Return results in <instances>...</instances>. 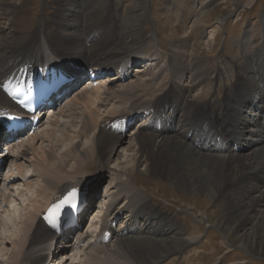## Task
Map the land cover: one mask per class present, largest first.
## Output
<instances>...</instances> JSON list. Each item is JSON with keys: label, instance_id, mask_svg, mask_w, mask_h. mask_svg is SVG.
<instances>
[{"label": "bare ground", "instance_id": "6f19581e", "mask_svg": "<svg viewBox=\"0 0 264 264\" xmlns=\"http://www.w3.org/2000/svg\"><path fill=\"white\" fill-rule=\"evenodd\" d=\"M29 2L0 0V80L23 64L50 65L59 61L68 71L85 66L115 73L106 79L105 86L82 87L74 92L68 103L74 101L72 103L76 107L69 110L83 109L80 129L74 136L71 134L73 131L68 130L72 144L69 150L59 153L61 156L56 162L49 160L58 155L54 149L56 147H53L58 141L47 149L40 147L41 152H38L32 140L36 144L40 139L43 142L44 139L54 138L59 121L52 118L68 116L63 110L68 103L60 106L57 112L54 111L48 121L49 127L47 125L40 134L37 131L33 133L27 142L13 146L5 156V160L9 158V163L14 162L16 165V171H10L6 181L15 175L20 178L5 182L6 187H0V191L8 192L12 184L21 179L37 177L43 183L31 199L32 210L25 214L20 233L15 235V239L8 237L13 249H10V255L5 259H0V263L44 262L45 242L51 237L40 221V213L56 193H62L75 185L85 186L93 176L104 170L113 169L116 172L118 169L110 168L109 162L102 161L101 154L107 148L108 161L118 150L134 151L133 162L136 166L146 165L148 170L158 165L180 179L192 193H208L216 197L237 185L232 194L229 193L233 200H228L231 209L229 214L233 215V220L225 221L221 230L225 234L230 230L241 232V245L244 248H253L264 254V128L261 123L264 118V93L261 86L264 84L260 79L255 81L254 71L248 69L244 80L249 81L251 89L244 91L243 94L247 95L238 101H229L225 111L219 110L218 123L214 119L216 114L210 108L201 109L197 104L200 98L205 99L207 91L219 88L215 86L217 78L203 73L197 50H187L190 49L186 38L189 31L193 46L201 49L202 26L206 21L204 16L208 14L209 0H185L181 19L176 17V11L160 20L169 31L167 35L172 41L170 52L161 50L156 39L151 37L158 39V26L154 24L150 36L142 30L146 20L156 22L151 13L148 17L151 3L147 0H59L58 10L50 22L40 12L32 16L27 9ZM121 2L124 3L123 8ZM177 3H181V0ZM112 7L114 16L110 15ZM225 18L219 15L216 22L220 23ZM50 26H54V30L48 34L46 31ZM263 49L264 45L260 55H264ZM134 63H139L136 66L138 68H132ZM118 70L123 72L122 77ZM7 103L8 100L0 92V104ZM140 110V114L145 110L149 112L146 117L160 120L164 129L156 130L154 126H145L143 123L137 129L130 128V133L126 135L106 129L111 121ZM91 129H95L91 146L87 149L82 148L81 144L79 148V141ZM17 146H21L20 150L11 156ZM33 150L37 153H33ZM69 160H73L72 166ZM27 162L31 165V172L23 173V166ZM31 181H25V186L31 185ZM86 188L89 190L90 187ZM123 193L128 199L114 209ZM0 196L3 197L0 199L2 203L6 200L5 193H0ZM150 208L147 195L138 190L130 189L127 192L124 187L117 186V192L111 193L109 204L105 206L103 227L104 230L109 229L108 225L121 213L125 217L120 223L125 222L126 225L121 227L119 224L117 229L112 230V240L103 244L107 247L105 249L110 250L115 246L117 252L128 257L127 260L132 264H159L157 261L165 255L194 241L192 236L184 235H172L170 241L165 237L159 239L170 230L161 228L160 219L156 220L159 218L158 212ZM195 220L212 225L208 215L203 212H197ZM104 230L96 232L98 242ZM225 234L224 238L227 237ZM84 235L74 233L73 241L56 246L55 251L58 247V250L65 248L70 251L88 234L84 232ZM5 239V236L0 237L1 243L2 240L7 243L8 239ZM59 242L60 238H53L51 244L48 242V251L53 243L56 245ZM76 263L94 264L86 260Z\"/></svg>", "mask_w": 264, "mask_h": 264}, {"label": "rangeland", "instance_id": "374dc122", "mask_svg": "<svg viewBox=\"0 0 264 264\" xmlns=\"http://www.w3.org/2000/svg\"><path fill=\"white\" fill-rule=\"evenodd\" d=\"M147 1L151 3L148 17L152 14L156 22L146 20V22L142 25V30L145 34L147 33L150 36L154 24L158 26V32L156 31L158 39L155 36L151 37L156 39V42L159 43L161 50L170 52V49L172 48V41L167 35L169 34V31L164 27L165 25H163L160 20H162V18L166 15L168 16L169 14H174L176 11V17L179 16L178 18L181 19L185 0H181V3H177L179 0ZM58 2L59 0H30L29 4H27V9L30 10V14L32 16L39 15V12L42 13V17L50 22L51 18H53L58 10ZM42 4L44 5V8L42 7ZM207 5L209 8L207 16H204L206 21L203 22L202 26L204 38L202 37L203 43L201 45V49L193 46L194 42L191 38L192 34H190V31L187 33L186 38L189 40L188 47L190 48H187V50L192 51L194 49L198 52V63L201 67H203V73L206 75L210 74V77L212 76L214 79L217 78L215 86H219V88H213L212 91H207L205 99L201 100L200 98L197 102L201 109L204 108L207 110L210 108L215 113L219 110L225 111L229 101L233 103L238 101L241 97L246 96L247 94H243V92H247V90L251 89V85L249 81L244 80V76H246V74L248 75L249 70L251 72L252 70L254 71V69L258 71L264 67V55L259 54L261 53L264 45V0H209ZM120 6L123 8L124 3L121 2ZM111 12L112 14H115L113 7L110 11V15L114 16ZM219 15L226 16V18L222 22L217 23L216 18ZM53 30L54 26H50L46 32L50 34ZM218 73L220 76L217 75ZM262 81L264 84V80ZM261 87H263L262 93H264V86ZM215 89L219 91L217 92ZM250 93H254V91H250ZM256 93L259 94V92ZM72 102L70 103L73 105L71 108L76 107ZM78 107L81 106L78 105ZM79 109L80 108L76 111L75 109L71 111L69 109L66 110V113L69 114V123L64 122L62 124L65 125H62L60 128L57 127L58 130L55 132L53 139H44L43 142L40 139L36 144L34 143L36 141L32 140V143L35 145L34 147L38 152H41L39 150L40 147L47 149L50 144L54 145L56 141H58L53 146L56 147L54 149L56 150V154L58 153V155H56L57 158H50V162H56L59 156H61L60 154L70 149L72 144V138L70 135L72 134L74 136V134L80 129V119L83 109L82 111ZM214 119L216 123L219 122V120H217V113ZM45 128H39V131H37L38 134H40ZM69 129L73 131L70 135L68 132ZM94 130L95 129L89 130L86 136L81 138L79 141V148H81V144H83L82 148L87 147L88 149L91 146L93 142V135L95 134ZM128 132L130 133V128ZM74 141L75 139L73 142ZM45 142L46 144H44ZM125 145L123 144V146ZM17 147L14 149L13 152L15 153L13 154H16L21 148V146ZM36 151L33 150V153H37ZM108 151L109 149L107 148L106 151H103V154H101L102 161L109 162L110 168L114 167L118 170L116 172L113 169L111 171L104 170L102 179L100 178L101 180L96 185L97 193L95 195V204L97 206L95 212L97 211V213L100 214L98 212L100 210L98 206H101V211L104 207V211L101 214L103 217L105 213V205L109 204L111 193L117 192V186L124 187L127 192L130 189L138 190L142 194L148 196L149 205L151 207L150 209H154L158 212L159 218H156V220L160 219L161 228L170 230L166 235H163L159 239H164L165 237L170 241L169 238H171L172 235L174 237L184 235L195 238L193 239V242L181 246L176 251L171 252L167 256L165 255V257L161 258V260H158L157 262H159V264H264L263 253L257 252L253 248L246 249L241 245V232L230 230L225 234L221 230V225L225 221L228 219L233 220V215L229 214L231 209L228 207V200L229 198L231 199L229 193L232 194L235 185H233V187H229L228 191L226 190L216 197H212L208 193H192L188 188H186V186H184L180 179L173 176L171 173L167 172L158 165H153L148 170L146 165L144 167L142 165L136 166L133 162L134 151L129 150L127 152L118 150L117 154L109 161L107 156ZM28 161L30 162L31 160L29 159ZM72 161L73 160H69L70 166L73 165ZM128 161L129 163H127ZM25 165L30 167L26 172H31L30 163L27 162ZM31 180H35L34 182L37 185L36 187L32 185ZM25 181H31V185L29 184L25 186ZM40 181L41 180H37V177H32L28 180L21 179L15 181L19 185L20 182H22L21 185L24 184L25 188H27L26 193H24L26 194L25 200L28 199L25 207L23 206V203L21 207L19 203L15 204V201H13L11 202V206L14 207L16 205L15 212H13V209H9L8 206L1 207L2 203L0 202V207L3 208V212L12 215L6 217L7 221L6 219L0 221V234L6 237L5 240H7L8 237L15 239V235L20 233L19 230L21 231L23 227L22 222L25 220V214L32 210V204H30L31 199L36 196L38 191L37 188H39L40 184L42 185L43 183H40ZM15 182L12 185H15ZM251 182L252 181H250V183ZM235 187H237V185ZM16 188L18 189V187H15V190ZM11 189L8 190V192L7 190H5V192H3V190L0 191L1 194L5 193L6 200L3 202L8 201L7 199L10 197H12L13 200H17V196L19 194H23L22 190H16L18 191V194L16 192L10 193ZM6 193L9 194L6 196ZM29 196L31 197L30 199ZM23 197V195L20 196V199ZM1 198L3 197L0 196V199ZM127 199L128 198H125L124 193L121 194L120 201L114 208L117 209ZM197 212L207 214L208 220L212 223V225H204L203 222H196L195 215ZM13 215L16 217L14 218ZM112 219L113 218L111 217V220ZM123 224H125V222H123ZM224 234L227 236L226 238H224ZM133 236L138 235L134 234ZM157 237L159 236L157 235ZM10 241L11 240L8 239L7 243H3L2 240L1 243L0 240V256H2L3 259L10 255V251L13 249ZM59 243L60 244L56 243V245H62L64 242L60 241ZM89 243L92 242H88L87 245ZM229 243L231 246H229ZM77 247L78 246L72 249H77ZM91 247H94V244H91V246L87 248V251H83V255H79L80 251L75 253V257L72 256L73 259L70 263H76L81 260H86L87 262L91 261L94 264L131 263L127 260L128 257H125V255L123 256L122 254L120 255L117 252L118 249L115 246H112L110 250L105 249L107 247L99 250H92ZM63 250H65V248ZM73 260H75V262ZM67 262L68 260L65 261L64 264H67Z\"/></svg>", "mask_w": 264, "mask_h": 264}, {"label": "snow or ice", "instance_id": "6c2138e0", "mask_svg": "<svg viewBox=\"0 0 264 264\" xmlns=\"http://www.w3.org/2000/svg\"><path fill=\"white\" fill-rule=\"evenodd\" d=\"M74 196H75V190L69 193L68 196H66L64 200H62L60 203L55 204L52 208H50L49 209L50 215L54 217L59 212V209L61 208V206L63 204L69 203L71 201V198Z\"/></svg>", "mask_w": 264, "mask_h": 264}]
</instances>
